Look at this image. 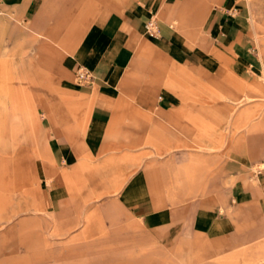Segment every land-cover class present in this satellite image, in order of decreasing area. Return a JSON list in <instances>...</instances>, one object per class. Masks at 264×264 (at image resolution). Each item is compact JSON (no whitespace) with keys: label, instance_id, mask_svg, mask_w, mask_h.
<instances>
[{"label":"crops","instance_id":"1","mask_svg":"<svg viewBox=\"0 0 264 264\" xmlns=\"http://www.w3.org/2000/svg\"><path fill=\"white\" fill-rule=\"evenodd\" d=\"M214 1L222 10L239 9V0H122L107 12L104 7L96 16L78 19L72 18L77 0H2L6 17L0 18V52L13 57L16 49L32 47L45 61L50 49L58 73L61 64L67 73L80 65L92 75L77 89L89 100L84 145L72 140V129L53 127L56 169L78 171V157L84 154L88 170L89 160L105 153V179L117 178L107 184L118 187L119 207L148 231H187L230 253L253 248L264 235V172L255 182L248 179L237 149L254 130H264V107L244 109V135L233 137L228 151L210 153H229V161L214 155L206 166L205 152L189 149L180 150L190 154L187 161L175 157L181 139L206 147L207 122L215 127L223 121L220 108L217 118L207 114L206 105L222 106L202 96L207 89H220L223 82L232 89L246 80L248 91L255 75L264 81V59L255 55L250 29L235 17L239 12L209 13ZM247 7L254 23L249 0ZM152 18L157 36L150 38L145 26ZM187 26H195L196 33ZM46 40L59 47L51 49ZM40 67L45 73V63ZM191 79L197 82V98L189 97ZM233 116L231 127L237 122ZM129 154L144 163L134 172L122 163V155ZM207 169L213 170L208 177ZM191 170H197L196 177ZM57 196L54 192L55 202Z\"/></svg>","mask_w":264,"mask_h":264},{"label":"rangeland","instance_id":"2","mask_svg":"<svg viewBox=\"0 0 264 264\" xmlns=\"http://www.w3.org/2000/svg\"><path fill=\"white\" fill-rule=\"evenodd\" d=\"M120 1L77 0L72 18L92 13L96 16L104 7L107 12ZM249 2L254 23L247 0H239L237 11L222 10L220 3L211 2L209 13L217 10L235 16L239 12L235 17L242 18L250 29L255 55L264 59V0ZM0 13V18L6 17L3 10ZM186 28L196 33L195 26ZM46 43L51 49L59 47L58 43ZM14 54L0 52V264H264V235L257 237L253 248L223 253L220 244L187 231L170 235L148 231L140 219L119 207L118 187L107 184L116 183L117 178L109 172L111 176L105 179V153L91 158L88 170L84 154L78 157V171L56 169L52 138L55 125L72 129L76 136L72 140L84 145L87 122L83 119L89 100L77 89L87 84L76 83L74 70L67 73L62 64L58 73V60L50 49L45 50V61L32 47H20ZM62 55L64 58L63 51ZM43 63L45 73L39 72ZM263 82L255 75L248 91L246 80L232 89L224 82L220 89L214 85L207 89L202 96L222 105H206L207 114L217 118L221 109L223 121L215 127L207 122L206 147L194 141L186 145L187 139H181L180 148H175L179 150L175 153L178 161L188 160L190 154L180 152L185 149L205 152L206 166L213 162L214 155L229 161V153H210L228 151L233 137L244 135L242 112L249 107L251 111L264 107ZM189 86V97L197 98L196 79H191ZM245 97L251 102L247 103ZM232 116L237 118L233 127L229 123ZM237 149L238 162H245L248 169L246 177L255 182L257 173L264 172V130H254L252 138L242 140ZM122 157H126L122 163L131 168L130 172L144 164L136 154ZM189 172L197 176V170ZM212 173L205 170L206 177Z\"/></svg>","mask_w":264,"mask_h":264},{"label":"built area","instance_id":"3","mask_svg":"<svg viewBox=\"0 0 264 264\" xmlns=\"http://www.w3.org/2000/svg\"><path fill=\"white\" fill-rule=\"evenodd\" d=\"M145 34L150 38L157 36V28H156V19L155 18H152L147 22V24L145 26ZM74 80L78 84H88L92 80V75L88 69H86L83 66L78 65L75 68Z\"/></svg>","mask_w":264,"mask_h":264}]
</instances>
